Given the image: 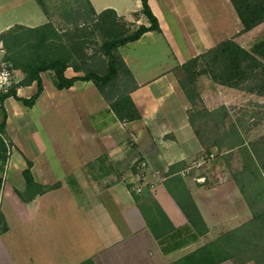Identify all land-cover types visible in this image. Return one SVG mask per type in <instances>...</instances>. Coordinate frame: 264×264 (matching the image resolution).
Wrapping results in <instances>:
<instances>
[{"label":"crops","instance_id":"1","mask_svg":"<svg viewBox=\"0 0 264 264\" xmlns=\"http://www.w3.org/2000/svg\"><path fill=\"white\" fill-rule=\"evenodd\" d=\"M122 1L104 0L96 6L89 0L96 13L110 8L127 21L138 13L135 23L148 24L139 13V0L133 6ZM147 4L159 31H146L116 50L134 80L128 96L139 118L118 120L91 81L56 89L49 71L39 74L42 91L32 105L3 98L0 120L4 111L11 150L4 179L7 194L5 187L0 190V264H173L212 240V231L222 227L223 210L231 208L238 189L230 176L217 174L218 181L206 187L199 169L184 172L203 148L188 123L189 105L174 69L224 39L248 47L240 37L263 35L264 24L239 34L240 22L229 0ZM36 19L21 25L47 21L44 15ZM79 74L70 66L64 71L66 77ZM13 90L28 98L36 87L34 82L17 83ZM101 155L110 170L91 176L88 166ZM138 159L146 161L144 171L135 168ZM25 168L33 182L29 188L21 173ZM132 183L139 186L138 194ZM183 191L200 214L204 233L189 229L176 202ZM150 199L177 235L161 242L154 237L146 223L152 218L145 204ZM244 209L247 219L246 205ZM225 218L236 221V216Z\"/></svg>","mask_w":264,"mask_h":264},{"label":"trees","instance_id":"2","mask_svg":"<svg viewBox=\"0 0 264 264\" xmlns=\"http://www.w3.org/2000/svg\"><path fill=\"white\" fill-rule=\"evenodd\" d=\"M48 19L35 27H25L33 33L31 46L33 53L22 59L11 57L14 66L20 69L24 76L18 85L35 83L36 90L28 98L18 97L14 90L4 96H12L23 105L30 106L42 91L39 74L49 71L52 73L56 89L70 87L74 81H91L98 93L108 103L109 108L120 121L139 118V113L130 100L128 93L135 87L134 80L122 58L116 50L119 46L135 41L146 31H159L157 19L152 14L147 0L140 1L139 13L144 16L147 25L139 24L133 30H116L110 37L104 38L94 53L91 61L84 59L81 64L75 63L69 55L50 52L47 42L57 37V31L51 21L50 13L43 0H34ZM240 22L239 33L249 31L256 25L264 24V0H229ZM62 21L72 24L78 30L91 17L95 18V26L109 20L112 27L116 26L114 10L107 8L96 13L89 0H70L58 9ZM138 15V13H133ZM113 30V29H112ZM115 30V29H114ZM6 31L2 35H8ZM8 59V58H7ZM70 66L79 75L66 77L64 71ZM205 75L210 81L229 88L243 90L264 97V34L255 39L249 47H243L233 39H224L213 47L208 48L174 69L176 84L188 102L187 119L194 135L203 148L208 152L212 146L220 149L227 142V150L242 147L245 151L248 165L232 174V180L242 195L250 218L240 226L227 230L216 238L207 241L195 250L173 264H218L229 260L233 264H242L255 257L264 255V137L254 143H244L236 123L231 119L226 107L221 105L207 109L195 86L196 78ZM201 119H204L201 121ZM5 113L2 111L0 120V163L7 159L5 143ZM106 156L96 158V162L104 164ZM29 166V162H27ZM26 188L31 186L32 179L28 168L22 170ZM58 184L43 188H53ZM41 189L42 186H37ZM137 201V198H135ZM178 206L187 218L189 229L204 233L205 226L192 199L183 191ZM147 208L152 212V218L146 223L154 237L161 242L168 235H177L164 213L153 200L146 201ZM139 205V203H138ZM164 223L168 225L164 227ZM198 224L201 225L199 229ZM170 233V234H168Z\"/></svg>","mask_w":264,"mask_h":264},{"label":"rangeland","instance_id":"3","mask_svg":"<svg viewBox=\"0 0 264 264\" xmlns=\"http://www.w3.org/2000/svg\"><path fill=\"white\" fill-rule=\"evenodd\" d=\"M43 1L50 13L49 20L57 31V37L47 42L48 48L52 50L50 52L69 55L72 60L78 64H81L84 59H87L88 61L95 59L94 53L99 44L104 38L110 37L113 31L119 29L131 31L137 26L134 21L136 15L132 14L128 18V20L133 21L124 20L116 15V26L114 27H112L109 20H107L106 23L104 22L99 25L100 27H96V20L91 17L84 22V24H81L78 30H75L72 24L62 21L60 12L58 11L63 3L70 2V0ZM102 1L104 0H94V3L96 6H99ZM122 2L129 6H133L134 4V0H123ZM42 15L41 9L34 0H0V58H8L7 60H9L14 66L11 57L22 59L33 53V48L31 46L33 33L26 31L25 27L21 25V22H33L35 21L34 19L39 18ZM46 20L48 19L46 18ZM6 31H10L9 34L2 35ZM260 36H257L252 40L245 39L244 37L240 38L245 43H249L250 46L251 43ZM18 70L21 80L24 74L20 69ZM195 86L207 109L211 110L221 105L226 107L231 119L235 121L240 137L244 143H254L258 141L260 137H264V97L243 90L219 85L210 81L209 78L203 74L196 78ZM95 93L97 94L96 89ZM203 120L204 119H201V121ZM43 141L46 142L45 137H43ZM5 143L7 146L6 156L8 159L11 144L7 138L5 139ZM227 144V142H224L220 149L215 146L210 147L208 152L214 151L216 153L214 159L208 165L199 168L198 170L200 174L205 176L203 183L206 187L212 186L218 181L217 174L231 177L233 173L249 163L242 147H234L227 150ZM261 158L264 160V156ZM7 159L3 166L0 163V190L2 187H5L4 194H7L8 190L4 182ZM88 169H92L91 176H97L101 172L110 170L106 163L99 164L97 162L89 164ZM130 185L132 187L135 186L133 183ZM132 192L138 194L133 191V189ZM224 192H229L228 188L224 189ZM236 196L237 198H233L231 201V208L229 209L226 207L223 210V225L212 231V239L227 230L240 226L250 218L248 206L239 191ZM245 205L249 211V217L247 219L246 215L243 213L246 210L244 209ZM227 216H236V221L232 223L226 221L225 217ZM1 220L2 219L0 218V222ZM255 258V261L249 260L242 264H264V255H256ZM223 264L233 263L227 260V262H224Z\"/></svg>","mask_w":264,"mask_h":264},{"label":"built area","instance_id":"4","mask_svg":"<svg viewBox=\"0 0 264 264\" xmlns=\"http://www.w3.org/2000/svg\"><path fill=\"white\" fill-rule=\"evenodd\" d=\"M0 73H7L6 79L10 85V86L0 85V105H1L4 96L7 95L10 92V90H12L14 86L19 82L20 74H19V70L15 68L9 60L4 58H0ZM130 139L134 140L133 136H131ZM215 155L216 153L214 151H209L194 157L185 167L184 172H188L192 169H199L208 165L214 159ZM146 165L147 164L145 160L138 159L136 161L135 168L139 171H144ZM134 191L139 192L140 191L139 186H135Z\"/></svg>","mask_w":264,"mask_h":264},{"label":"clouds","instance_id":"5","mask_svg":"<svg viewBox=\"0 0 264 264\" xmlns=\"http://www.w3.org/2000/svg\"><path fill=\"white\" fill-rule=\"evenodd\" d=\"M6 76H7V73H0V85L10 86L9 82L6 79ZM5 90H6V88H5Z\"/></svg>","mask_w":264,"mask_h":264}]
</instances>
